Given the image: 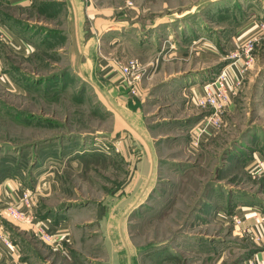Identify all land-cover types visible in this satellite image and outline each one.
Segmentation results:
<instances>
[{"label": "rangeland", "instance_id": "1", "mask_svg": "<svg viewBox=\"0 0 264 264\" xmlns=\"http://www.w3.org/2000/svg\"><path fill=\"white\" fill-rule=\"evenodd\" d=\"M106 4L115 10V19L120 16L132 30L117 48L120 74L121 66L136 61L154 75L146 88L142 77L137 96L127 92L134 98L140 90L149 94L146 123L159 135L160 151L153 190L124 218L136 262L264 264V246L244 226L245 215H237L247 201L264 197V180L246 168L253 152L264 155V33L260 29L264 0H121V5L106 0ZM63 9L59 4L58 21L46 20L57 29H64ZM1 10L17 19H41L35 4L10 8L1 1ZM249 18L252 21L244 25ZM14 35L29 42L32 38L31 44L39 46L38 37ZM2 36L0 30V40ZM66 45L59 38L52 48L43 45L29 57L15 43H9L11 49H1L2 70L9 76L3 79H23L25 87L0 83V168L8 170L12 162L15 169L30 175L32 145H50L44 155L58 159L69 154L62 149L66 144L75 146V140L84 139L83 146L91 152L81 159V167L65 171L66 161L45 162L49 177L60 184V202L96 201L122 181L125 166L120 153L129 161L133 141L129 135L99 133L108 131L109 120L100 114L94 90L67 73L71 57L67 58ZM13 68L19 69L15 75ZM49 79L58 85L44 90L42 85ZM37 84L41 86L36 88ZM205 91L221 92L227 103L218 123L208 126L194 146L190 133L212 115L209 106L195 105ZM18 112L33 114L34 121L12 119ZM28 144L31 148H25ZM85 215L79 213L77 226L66 230L68 242L57 245H47L31 232L11 231L12 241L21 248V261L90 264L88 260L102 258L100 231L96 223L84 222L91 217Z\"/></svg>", "mask_w": 264, "mask_h": 264}, {"label": "crops", "instance_id": "2", "mask_svg": "<svg viewBox=\"0 0 264 264\" xmlns=\"http://www.w3.org/2000/svg\"><path fill=\"white\" fill-rule=\"evenodd\" d=\"M1 1L6 2L10 8L20 7L28 9L35 4L39 8L41 17L39 15L38 17L41 19H34L33 21H28L30 19L26 18H24L26 20L17 19L12 17V15L8 16L1 10L0 30L3 40H0V83L17 89H19L18 86L21 88L25 87L23 79L22 81L19 79L17 81L14 79L13 81L3 79L8 76L6 71L2 70L1 60L3 54L1 49L3 47L10 48L9 43H15L20 47V51L29 57L35 52L36 48H42L43 45L49 46L47 48H52L53 44L58 43V39L62 38V41L65 40L67 42L65 47L67 58L71 57V60L68 61L69 69L66 70L67 73H70L73 78H78L89 90H94L98 101L97 106L101 111L100 114L109 120L110 128L108 131H99V133H106L109 137L112 135H129L132 137L133 145L130 148L132 149V157L129 158V161L125 160L126 156L122 152L120 153L125 170L123 171V179L114 192H109L108 195L101 196L96 201L86 200V202L77 203L60 202L58 189L60 184H58V179L47 176L48 164L45 160L49 159L51 164L57 160L58 162L60 160L66 161L65 171H70L74 167L79 168L82 165V160L87 155L86 153L91 152L83 146L86 140L80 138L75 140V146H71V142L66 144L62 149L68 151L69 154L65 157H58V159H53L47 154L44 155L49 151L50 145L47 146L43 142H39L35 146L32 145L35 149V154L32 156V161L29 159L30 175H26L21 171V168L15 169L12 162H8V170L0 168V228L4 229L10 237L12 235L11 231L17 229L18 231L31 232L27 228H16L15 224L3 212V208L12 199L20 198L24 189L28 188L33 191V187L45 180V186L35 193V198L38 196L37 201L39 202L35 201L33 212L49 234L53 235L61 230L70 232L72 227L77 226L75 224L78 219L77 215L79 213L88 214L91 217L85 218L84 222L89 223L92 221V223H96L98 231H100V249L103 257L97 258L100 261L99 263L138 264L134 258V248L126 238L124 218L128 215L130 216L135 206L143 199H146L153 190L158 174L157 171H159L157 163L160 151L156 146L159 135H154L150 130V126L146 123V116L149 115L148 104L146 103L150 97L149 94L147 97L140 90L139 97H129L127 91H125L122 75L115 62V59L121 54L117 48L129 39L127 37L132 32L131 27L120 16L115 19V10L108 8L106 0H90L89 2H87L88 0ZM59 4L64 6L62 15L66 17L64 29H57L51 22L46 21L52 19L58 21L59 14L57 9ZM118 5H121V0H118ZM113 18L114 21H112ZM251 21L252 19L249 18L244 25ZM90 25H93L94 33ZM22 32L29 34L31 37H38L39 46L36 47L31 44L32 38H30L31 42H29L27 41L29 38L23 39L14 35H20ZM133 43L135 44V42ZM113 46L114 48H112ZM262 52L264 53V49ZM18 72L19 69L17 68L12 69L14 75ZM261 76L264 79V72L261 73ZM153 77L154 75L147 71V75L144 77L146 81L143 82L145 88L148 85L146 82L153 79ZM53 81L50 80L44 83L42 85L44 90H53L49 88L50 84L58 85V82L55 81L54 83ZM40 86L41 84H37L36 88ZM261 103L264 106L263 96ZM17 114H19L18 118L14 116L12 119L21 120L25 124L32 123L35 118L31 113L28 116L26 112H18ZM9 119L11 118L9 117ZM46 143H52V141H46ZM28 145L25 148H31V145ZM74 147L79 149H74ZM36 156L39 157L38 161H36ZM34 157L35 159H33ZM249 159L246 168L249 169L259 163L260 167L254 176L264 180V155L253 152ZM63 203L69 205L63 207L66 205ZM243 206L241 207L243 211H238L237 215H245L244 226L248 228L254 237L257 236L258 244L264 246V233H260L259 230V224L264 227V197L257 200V202L255 198L249 200ZM14 244L19 252V260L16 262L17 259L6 255L5 248L0 246L2 253L0 264H40L31 259L21 261V248L15 241ZM261 256L264 257V250ZM97 259L88 261L90 264H94L95 261H98Z\"/></svg>", "mask_w": 264, "mask_h": 264}, {"label": "built area", "instance_id": "3", "mask_svg": "<svg viewBox=\"0 0 264 264\" xmlns=\"http://www.w3.org/2000/svg\"><path fill=\"white\" fill-rule=\"evenodd\" d=\"M260 29L264 33V25H260ZM121 75L125 89L128 94L137 96L139 92V85L141 83L142 77L147 75L141 66L136 61H130L127 64L121 66ZM196 106H209L212 109V115L206 121H202L196 128L190 133L191 142L190 144L196 146L200 143L201 136L207 133L208 126L216 125L219 121L218 114L221 112L222 107L227 103V98L221 93L212 94L209 91H205L202 98H197L195 101ZM259 163L251 166L249 168L250 173L254 176L259 169ZM47 176H50V171L47 172ZM45 180L39 185H36L34 190L28 188L24 189L20 198H14L9 203H7L3 212L7 218L15 224L22 228L29 229L34 236H36L40 241L47 245H57L60 241L68 242V232L66 230L57 231L56 234H49L47 229L43 226L40 220L36 218L33 212L35 207V193L41 190L45 186ZM235 222L239 223V219L235 218ZM260 233H264L263 225L259 224ZM257 239V236L255 237ZM0 246L5 248L6 255L11 258L19 260V252L17 247L10 235L2 228H0ZM0 257L2 253L0 251ZM249 264H252L249 261Z\"/></svg>", "mask_w": 264, "mask_h": 264}, {"label": "trees", "instance_id": "4", "mask_svg": "<svg viewBox=\"0 0 264 264\" xmlns=\"http://www.w3.org/2000/svg\"><path fill=\"white\" fill-rule=\"evenodd\" d=\"M48 81H50V79Z\"/></svg>", "mask_w": 264, "mask_h": 264}]
</instances>
